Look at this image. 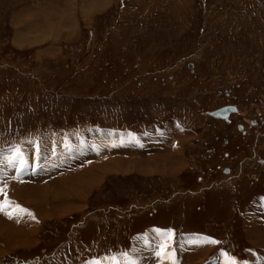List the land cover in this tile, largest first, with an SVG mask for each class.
Listing matches in <instances>:
<instances>
[{
	"label": "rangeland",
	"instance_id": "1",
	"mask_svg": "<svg viewBox=\"0 0 264 264\" xmlns=\"http://www.w3.org/2000/svg\"><path fill=\"white\" fill-rule=\"evenodd\" d=\"M96 1L0 0V264H264V0Z\"/></svg>",
	"mask_w": 264,
	"mask_h": 264
},
{
	"label": "bare ground",
	"instance_id": "2",
	"mask_svg": "<svg viewBox=\"0 0 264 264\" xmlns=\"http://www.w3.org/2000/svg\"><path fill=\"white\" fill-rule=\"evenodd\" d=\"M99 0H97L96 2H95V4H97V2H98ZM237 109H236V107H235V110H233V111H231V112H235ZM210 114H211V112H210ZM230 114V113H229ZM228 114V115H229ZM212 115V114H211ZM212 117H217L218 119L220 118H222V117H218V116H215V115H212ZM228 117V116H227ZM227 117L226 118H222V119H225V120H227ZM161 136V135H160ZM158 142V141H157ZM135 149H140V148H135ZM131 150H134L133 148L132 149H130V150H128V151H131ZM141 150V149H140ZM73 152H74V154H75V157L76 158H78V157H81L80 155H82L83 156V158L85 157H88V154H89V152L90 151H88V150H85L84 148H82V146H78V145H75L74 146V148H73ZM138 153V152H137ZM136 154V153H135ZM139 155V154H138ZM44 156V155H43ZM62 156V155H61ZM6 158H7V156H6V154H1L0 155V162L1 161H5L6 160ZM83 158H81V159H83ZM3 159V160H2ZM160 159H162V158H160ZM63 160L64 161H62V163H61V165H72V164H76V163H73L72 161V159H68V160H66L65 159V157H63ZM79 159H77V161H78ZM76 161V162H77ZM110 161H112V160H110ZM163 161V160H162ZM48 162V161H47ZM50 163V162H49ZM54 164H56V162L54 163ZM58 165H59V163H58ZM170 165V164H169ZM123 166V165H122ZM14 167V166H13ZM129 167V166H128ZM131 167V166H130ZM5 169H6V167H5ZM5 169H0V175H3L4 173H5ZM28 170H30V167H27L23 172H22V174H19L18 176L19 177H21V179H24V178H32V177H35V176H32V172L31 173H26ZM123 169H121V171H122ZM160 170V169H159ZM156 171V170H155ZM154 171V172H155ZM9 172V171H8ZM7 171H6V173H8ZM127 172H128V170H127ZM126 173V172H125ZM9 175H5V178L6 177H8ZM13 175H11V176H9V178L10 177H12ZM17 177V176H16ZM20 179V180H21ZM13 180H15V179H13ZM15 181H17L18 182V180H15ZM52 182H54V181H52ZM89 182V181H88ZM85 185H86V187L84 188V185L82 184V183H80V182H77L75 179H70V180H63L62 182L60 181L59 183H52L50 186H46V188H44V190L46 189V191L47 192H50V191H56V196L58 195V198L54 195L53 197H49L50 198V200H51V202H52V204H51V202H48V204H47V202L45 201V202H43L42 203V205H41V203L40 202H38V201H36L35 199H34V197L32 198V196H29V200L27 199V200H24L26 203H28V204H30L31 206H30V213H34V216L33 217H35V218H37V219H40V218H44V217H46V216H50V215H52V214H55V215H57V214H60V213H63V209L61 210L62 212H60V211H58L60 208H62L61 206H63V205H65V204H67L68 202H69V199L71 200V199H73V198H76L77 200H82L83 199V197L85 196V193H87V190H88V185L86 184V183H84ZM91 184H93V182H91ZM46 185V183L44 184V186ZM31 189H32V191H34V193H35V191H36V193H38V195H41V194H43L42 192L40 193V191L42 190V188H40V189H35L34 190V187L33 186H31L30 187ZM30 188H27V190H30ZM18 189V188H17ZM20 191V189H18L16 192H19ZM24 192V191H23ZM77 193H81L80 195L79 194H77ZM25 194V193H24ZM29 194V193H28ZM54 194V193H53ZM20 195V194H19ZM27 195V194H26ZM34 196V195H33ZM27 198V197H26ZM60 199V200H59ZM47 200V199H46ZM54 203H55V205H54ZM263 204H264V202H263ZM255 206H256V204H255ZM79 207V206H78ZM259 207V206H258ZM65 208H67V207H65ZM71 208V207H70ZM76 208V207H75ZM263 208V207H262ZM261 209V208H260ZM26 211V210H25ZM25 211H24V214H25ZM60 212V213H59ZM66 213V212H65ZM27 214V213H26ZM32 215V214H31ZM28 216H30V214L28 215ZM249 216L250 217H252L250 214H249ZM30 219H28V221L26 222V223H29V225L30 226H32V229H30L29 228V230H32V233H30V235H33L34 233V230L36 231V225L34 224V221L32 222V220H31V217H29ZM3 220H5V218H1L0 219V230H3V232L5 233V235H2V237L1 238H3L2 240L3 241H6V243H11L12 242V239L13 238H15L14 239V243L15 244H17V242H24L23 243V245L24 244H28L27 243V240L26 239H18L17 237H14V233H16V231L18 230V228H20L19 226L21 225H18L17 226V223H16V221H13V222H10V221H7V222H5V221H3ZM7 220V219H6ZM249 220H250V218H249ZM20 222H23V218H21L20 220H19ZM261 221V220H260ZM11 225H13V226H16V228H17V230L16 229H14ZM24 225H27V224H24ZM29 226V227H30ZM245 226H246V228H247V232H248V235H249V237H250V239L252 238V240H250V242L251 243H254V244H256V245H259V244H264V227H262L261 225H258L257 224V222H256V220L254 219V220H250V221H247L246 220V223H245ZM257 226V227H256ZM24 227V226H23ZM259 227V228H258ZM21 230V229H20ZM15 231V232H14ZM19 231V230H18ZM2 232V231H1ZM0 232V233H1ZM154 233V232H153ZM158 233V232H157ZM157 233H155V234H157ZM152 234V233H151ZM1 235V234H0ZM22 235V234H21ZM25 235V234H24ZM153 236H155V235H153ZM188 237V236H187ZM248 237V238H249ZM159 238H161L162 239V237L160 236V233H159V237H158V239ZM247 238V239H248ZM30 239V238H29ZM194 240V239H193ZM196 240V239H195ZM185 242V241H184ZM197 242V241H196ZM188 243V242H187ZM191 244V243H190ZM209 244V243H208ZM207 244V245H208ZM194 245V244H193ZM192 245V246H193ZM198 245V244H197ZM191 246V247H192ZM184 247H185V245H184ZM188 247V246H187ZM189 248V247H188ZM197 248V247H196ZM199 249V248H198ZM169 250V249H168ZM190 250H193V251H196V250H194V249H190ZM208 251V250H207ZM207 251H204V252H194L192 255H191V257H190V260H189V262H188V264H194V263H190V261H191V259L193 258V257H198V259H201V258H203V256H206L207 254ZM201 254V255H200ZM264 255V254H263ZM262 255V256H263ZM254 255L252 254L251 255V260L252 261H255L256 262V259H255V257H253ZM148 261V260H147ZM153 261V260H152ZM155 261V260H154ZM149 262V261H148ZM221 262V261H220ZM150 263V262H149ZM256 263H258V262H256ZM152 264V263H151Z\"/></svg>",
	"mask_w": 264,
	"mask_h": 264
},
{
	"label": "water",
	"instance_id": "3",
	"mask_svg": "<svg viewBox=\"0 0 264 264\" xmlns=\"http://www.w3.org/2000/svg\"><path fill=\"white\" fill-rule=\"evenodd\" d=\"M233 110H235L234 105H224L211 111V114L218 117L226 118L228 114Z\"/></svg>",
	"mask_w": 264,
	"mask_h": 264
},
{
	"label": "crops",
	"instance_id": "4",
	"mask_svg": "<svg viewBox=\"0 0 264 264\" xmlns=\"http://www.w3.org/2000/svg\"><path fill=\"white\" fill-rule=\"evenodd\" d=\"M158 143H159V142H158ZM162 232H163V231H162ZM157 238H158V236H157ZM138 241H139V239L136 240V242H138ZM147 241H148L150 244H152V242L155 241V240H148V238H147ZM152 245H153V244H152ZM136 246H138V245H136ZM142 248H143V247H142ZM143 249H144V248H143ZM132 251L134 252L133 248H132ZM138 254H139V256L142 255V254H144V250H140ZM137 258H138V256H135V253H134V260H136V264H146L145 261H144V262H143L142 260L138 261Z\"/></svg>",
	"mask_w": 264,
	"mask_h": 264
},
{
	"label": "snow or ice",
	"instance_id": "5",
	"mask_svg": "<svg viewBox=\"0 0 264 264\" xmlns=\"http://www.w3.org/2000/svg\"><path fill=\"white\" fill-rule=\"evenodd\" d=\"M6 207V205H0V211H3V209ZM21 211H24L23 209H20ZM30 214V213H29ZM9 216H11V214H9ZM162 235H169L168 233H161ZM166 247V245H161V250H163V248ZM157 255L159 256L160 255V252H157ZM228 264H235V261L234 260H230L228 262Z\"/></svg>",
	"mask_w": 264,
	"mask_h": 264
},
{
	"label": "flooded vegetation",
	"instance_id": "6",
	"mask_svg": "<svg viewBox=\"0 0 264 264\" xmlns=\"http://www.w3.org/2000/svg\"><path fill=\"white\" fill-rule=\"evenodd\" d=\"M236 109H237V108H236ZM237 111H238V110H236L235 112H237ZM235 112H234V113H235ZM231 114H232V112H230V114L228 115L227 120H225V119H224V120H225V121H228L229 118H230V116H231ZM254 123H255V122H254ZM237 127H238V129L242 130V125L239 124ZM225 142H226V141H225ZM262 161H264V160H261V163H262ZM228 170H229V168H225V171H226V172H228Z\"/></svg>",
	"mask_w": 264,
	"mask_h": 264
}]
</instances>
